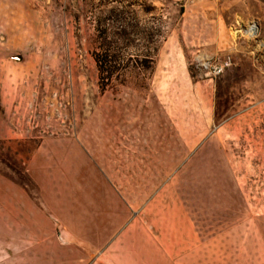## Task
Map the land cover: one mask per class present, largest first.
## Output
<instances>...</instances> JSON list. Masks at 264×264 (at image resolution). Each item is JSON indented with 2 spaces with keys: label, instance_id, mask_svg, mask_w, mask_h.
Masks as SVG:
<instances>
[{
  "label": "rangeland",
  "instance_id": "rangeland-1",
  "mask_svg": "<svg viewBox=\"0 0 264 264\" xmlns=\"http://www.w3.org/2000/svg\"><path fill=\"white\" fill-rule=\"evenodd\" d=\"M137 1L101 92L82 0H0V264H264V0Z\"/></svg>",
  "mask_w": 264,
  "mask_h": 264
},
{
  "label": "trees",
  "instance_id": "trees-1",
  "mask_svg": "<svg viewBox=\"0 0 264 264\" xmlns=\"http://www.w3.org/2000/svg\"><path fill=\"white\" fill-rule=\"evenodd\" d=\"M84 13L92 16L94 22V47L89 51L95 62L98 76V87L103 92L116 80L133 60L141 63L143 68H150L162 38L160 26L142 23L137 13L149 14L157 8L153 5L144 7L137 0H82ZM79 20V13L74 15ZM162 20V15L158 16ZM144 43L139 49L138 44ZM14 180L28 196L31 190L37 196L36 184L31 180L23 167L15 166Z\"/></svg>",
  "mask_w": 264,
  "mask_h": 264
},
{
  "label": "built area",
  "instance_id": "built-area-1",
  "mask_svg": "<svg viewBox=\"0 0 264 264\" xmlns=\"http://www.w3.org/2000/svg\"><path fill=\"white\" fill-rule=\"evenodd\" d=\"M251 28H253V26H251ZM230 64H231L230 59L224 58L218 62L206 63L204 64V67L207 68L209 74L215 77L221 74L226 68H228Z\"/></svg>",
  "mask_w": 264,
  "mask_h": 264
}]
</instances>
